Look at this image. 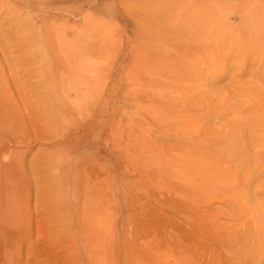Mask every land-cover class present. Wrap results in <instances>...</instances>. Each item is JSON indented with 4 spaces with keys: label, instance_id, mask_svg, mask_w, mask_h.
<instances>
[{
    "label": "rangeland",
    "instance_id": "374dc122",
    "mask_svg": "<svg viewBox=\"0 0 264 264\" xmlns=\"http://www.w3.org/2000/svg\"><path fill=\"white\" fill-rule=\"evenodd\" d=\"M4 136L0 264H264V0H0Z\"/></svg>",
    "mask_w": 264,
    "mask_h": 264
},
{
    "label": "bare ground",
    "instance_id": "6f19581e",
    "mask_svg": "<svg viewBox=\"0 0 264 264\" xmlns=\"http://www.w3.org/2000/svg\"><path fill=\"white\" fill-rule=\"evenodd\" d=\"M62 116V115H61ZM210 132V131H209ZM249 132H247L248 134ZM244 134V133H242ZM238 135V134H236ZM240 135V134H239ZM238 135V136H239ZM252 135V134H251ZM7 137V136H6ZM6 137H0V146L2 145V143L6 142ZM12 137V136H11ZM251 137V136H250ZM255 137V136H253ZM254 139V138H253ZM259 139L258 137H256V140ZM6 140V141H5ZM10 140V139H9ZM14 141V136L11 138V141ZM248 140V139H247ZM255 140V139H254ZM12 141V143H14ZM17 142V141H16ZM15 144V143H14ZM6 145V144H5ZM3 145V146H5ZM11 145V144H10ZM13 145V144H12ZM239 145V143H238ZM242 146V145H241ZM5 149L0 148V152ZM7 150V149H6ZM243 150V149H242ZM9 151V150H8ZM229 151V150H228ZM231 155V154H230ZM233 155V154H232ZM12 157V156H11ZM14 157V156H13ZM233 157V156H232ZM235 158V157H234ZM247 158V157H246ZM15 159H16V155H15ZM15 159H11L8 162H0V241L7 243L6 248L5 247H1L4 244H1V248H5L4 251L8 250V254L11 256L12 254V250L16 249L15 245H16V237H18V232H17V224L23 221H26V214L18 207V191L19 189V185H18V181H16V177H17V171L19 168V162ZM237 159V158H236ZM249 164V163H248ZM235 165V164H234ZM239 165V164H238ZM240 166V165H239ZM248 166V165H246ZM252 168V167H251ZM20 169V168H19ZM252 174V173H250ZM255 177V174H254ZM19 179V177H18ZM21 179V178H20ZM248 180V179H247ZM246 180V181H247ZM256 183V182H255ZM247 185V183H245ZM253 183H251L252 185ZM249 185V184H248ZM8 190V197H2L1 193L4 190ZM79 193V192H78ZM61 197V196H60ZM92 217V216H91ZM94 219V218H93ZM87 223V222H86ZM5 226L8 229H5ZM0 242V243H1ZM15 247V248H14ZM0 248V250L2 251V249ZM17 250V249H16ZM10 252V253H9ZM15 252V251H14ZM17 252V251H16ZM15 252V253H16ZM1 253V252H0ZM5 253V252H4ZM3 254H0V257ZM8 255V256H9ZM10 256L8 258H10ZM16 257V255H15ZM7 258V255H6ZM3 259V258H2ZM1 260V259H0ZM11 261V258L9 259ZM11 263V262H10Z\"/></svg>",
    "mask_w": 264,
    "mask_h": 264
}]
</instances>
